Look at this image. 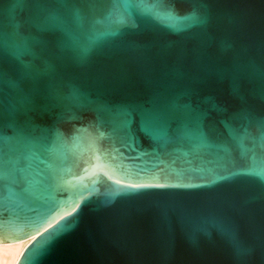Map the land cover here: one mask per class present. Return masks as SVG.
Listing matches in <instances>:
<instances>
[{
    "label": "water",
    "instance_id": "95a60500",
    "mask_svg": "<svg viewBox=\"0 0 264 264\" xmlns=\"http://www.w3.org/2000/svg\"><path fill=\"white\" fill-rule=\"evenodd\" d=\"M17 264H264V0H0V244Z\"/></svg>",
    "mask_w": 264,
    "mask_h": 264
},
{
    "label": "bare ground",
    "instance_id": "6f19581e",
    "mask_svg": "<svg viewBox=\"0 0 264 264\" xmlns=\"http://www.w3.org/2000/svg\"><path fill=\"white\" fill-rule=\"evenodd\" d=\"M33 238L14 244H0V264H17Z\"/></svg>",
    "mask_w": 264,
    "mask_h": 264
}]
</instances>
